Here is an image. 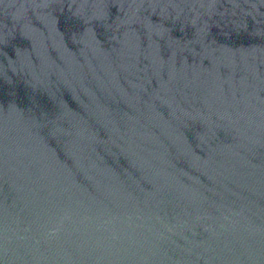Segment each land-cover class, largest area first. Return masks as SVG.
Listing matches in <instances>:
<instances>
[{
    "label": "water",
    "instance_id": "obj_1",
    "mask_svg": "<svg viewBox=\"0 0 264 264\" xmlns=\"http://www.w3.org/2000/svg\"><path fill=\"white\" fill-rule=\"evenodd\" d=\"M0 264H264V0H0Z\"/></svg>",
    "mask_w": 264,
    "mask_h": 264
}]
</instances>
